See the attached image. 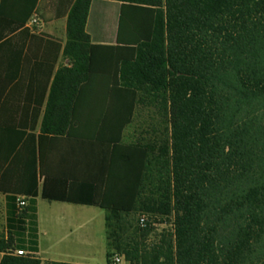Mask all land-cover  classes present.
Segmentation results:
<instances>
[{"label":"trees","instance_id":"obj_1","mask_svg":"<svg viewBox=\"0 0 264 264\" xmlns=\"http://www.w3.org/2000/svg\"><path fill=\"white\" fill-rule=\"evenodd\" d=\"M40 2L0 0V43L24 30ZM108 2L120 6L116 41L96 43L92 8ZM56 11L67 15L72 67L58 70L46 102L48 88L41 95V132L97 143L101 176L46 179L40 189L35 135L28 164L16 135L7 143L0 133L9 229L1 264H43L40 195L106 211L107 262L119 254L131 264H264V0H58ZM10 62L0 96L17 79L16 56ZM143 108L161 124H151L150 140L126 141ZM137 215L151 221L136 232H151L153 221L170 229L144 244L131 234Z\"/></svg>","mask_w":264,"mask_h":264},{"label":"crops","instance_id":"obj_2","mask_svg":"<svg viewBox=\"0 0 264 264\" xmlns=\"http://www.w3.org/2000/svg\"><path fill=\"white\" fill-rule=\"evenodd\" d=\"M115 4L118 5L117 11L114 8L111 9ZM57 5L58 0H41L38 14L30 19L24 30L16 32L12 36L11 43L5 44L3 41L0 43V71L8 70L10 60L16 56L18 72L15 83L6 89L4 95L0 96V118L5 121L0 133L7 143L11 140L10 137L16 135L17 148L23 150L24 162L28 164L31 159L30 136L35 135L40 189L46 179L97 184L103 166L102 152L97 143L65 136L44 135L41 132L45 112V106L39 110L41 95L48 88L46 102L58 70L62 67H72L71 60L64 56L68 41L67 15L59 16L56 11ZM95 5L90 16L88 33L96 43L113 44L117 37L120 6L115 2L99 3L100 6L95 11ZM35 19L39 20L38 25L33 24ZM54 43L60 45L59 50L53 45ZM52 70L53 75L49 77ZM6 78V73L2 74L0 87ZM13 89L15 90L14 95L11 94ZM10 120L13 122L9 123ZM13 126L16 130H4L13 128ZM134 130V126L126 129V141L134 135ZM56 138L57 140H54ZM6 166H9V163ZM46 205L47 212L44 211ZM88 208L98 207L50 201L41 195L37 198L39 252L36 257L42 260L43 264L53 262L92 264L89 261L84 263L83 261H72V259L66 261L60 257H54L51 253L57 243L70 237L67 231L82 229V227L88 228L87 216L85 226L82 223V211L84 209L89 211ZM42 212L45 213L46 225L42 222ZM103 219L106 228V211ZM43 226L46 227L43 228ZM0 235L6 239L9 236L6 196L3 194H0ZM43 238L48 239L47 251L42 250ZM94 238L93 234L86 233L80 236L78 242L85 247L94 246ZM28 253L27 251L26 254ZM4 255L0 253V264ZM106 263L107 260L104 264Z\"/></svg>","mask_w":264,"mask_h":264},{"label":"rangeland","instance_id":"obj_3","mask_svg":"<svg viewBox=\"0 0 264 264\" xmlns=\"http://www.w3.org/2000/svg\"><path fill=\"white\" fill-rule=\"evenodd\" d=\"M99 4L95 5V11L99 7ZM114 8L115 11L118 9V5H112L111 9ZM94 11V12H95ZM162 118L160 115H157V112L155 109H145L141 111V113L138 115L137 118V124L134 126L135 132L130 139L139 137L140 135H144V137L148 138L149 140L152 139L151 136L146 135V132H149L151 129V124L155 123L156 125L161 124ZM165 129V126L160 125V130L163 131ZM159 137V135L157 136ZM129 139V141H130ZM54 140H57L54 139ZM89 211H82V223L83 226H85V220L86 216L88 217V228L82 227V229L78 230H71L70 232L67 231V234L70 235L68 239H65L64 241H61L57 243V246L52 249L51 253L54 257H60L66 261H69L72 259L77 261H83L92 263V264H104L105 261L108 259V247H106L107 241H106V228H105V220H102V217L105 216V211L98 209V208H88ZM44 211L47 212V205L44 206ZM42 222L43 225H46V217L45 213L42 212ZM141 215H137L134 219V229L131 230V234L134 236H137L138 240L144 244H147L149 246L153 245L154 243L158 242L160 239V235L162 232L166 229H170V226H167L165 224H162L159 221H153L152 224V230L151 232H136V227L138 226V221ZM76 223H77V217L75 216ZM136 226V227H135ZM46 227V226H45ZM43 226V228H45ZM86 233L93 234L95 236V245L85 247L83 244L79 243V238L83 234ZM48 239L43 238L42 242V250L47 251L48 248L46 247ZM112 254L117 253V251L110 252ZM106 254V256H105ZM124 263L123 264H131L125 256H122ZM86 259V260H84Z\"/></svg>","mask_w":264,"mask_h":264},{"label":"built area","instance_id":"obj_4","mask_svg":"<svg viewBox=\"0 0 264 264\" xmlns=\"http://www.w3.org/2000/svg\"><path fill=\"white\" fill-rule=\"evenodd\" d=\"M33 24L34 25H38L39 24V20L35 19L33 21ZM18 206H19L20 209H24L27 206V202H26L25 198H23V197L18 198ZM139 221H140V226L142 228H146L147 225L150 223L151 219L149 218L148 215H142V216H140V220ZM17 254L18 255H24L25 253L23 251H18ZM123 263H124L123 258L119 254H115L111 258L110 262H107L106 264H123Z\"/></svg>","mask_w":264,"mask_h":264}]
</instances>
